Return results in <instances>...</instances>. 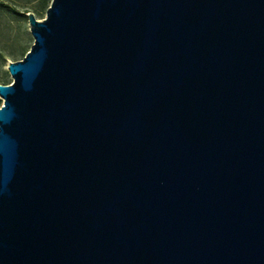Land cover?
<instances>
[{
  "label": "water",
  "instance_id": "obj_1",
  "mask_svg": "<svg viewBox=\"0 0 264 264\" xmlns=\"http://www.w3.org/2000/svg\"><path fill=\"white\" fill-rule=\"evenodd\" d=\"M0 85V264H264V0H52Z\"/></svg>",
  "mask_w": 264,
  "mask_h": 264
},
{
  "label": "rangeland",
  "instance_id": "obj_2",
  "mask_svg": "<svg viewBox=\"0 0 264 264\" xmlns=\"http://www.w3.org/2000/svg\"><path fill=\"white\" fill-rule=\"evenodd\" d=\"M2 1L15 5L22 15H25L19 16L6 9L0 10V85H11L13 78L8 71L9 63L22 60L34 44L26 11L33 12L39 2L35 0ZM46 14L47 10L39 11L38 20L45 19Z\"/></svg>",
  "mask_w": 264,
  "mask_h": 264
},
{
  "label": "trees",
  "instance_id": "obj_3",
  "mask_svg": "<svg viewBox=\"0 0 264 264\" xmlns=\"http://www.w3.org/2000/svg\"><path fill=\"white\" fill-rule=\"evenodd\" d=\"M29 1V0H28ZM31 1V0H30ZM37 2H39V5L37 8H35V10L33 12H31L30 10L29 11H26L27 14H30V13H33L36 18H37V13L39 11H42V10H48V8L50 7L51 3H52V0H35ZM26 4V3H25ZM3 9H6V10H9L11 11L13 14L15 15H19V16H25V15H22L21 11L15 6V5H12L10 3H7V2H4L2 0H0V10H3ZM26 14V16H27ZM38 19V18H37ZM16 62V61H15ZM1 103V102H0Z\"/></svg>",
  "mask_w": 264,
  "mask_h": 264
},
{
  "label": "built area",
  "instance_id": "obj_4",
  "mask_svg": "<svg viewBox=\"0 0 264 264\" xmlns=\"http://www.w3.org/2000/svg\"><path fill=\"white\" fill-rule=\"evenodd\" d=\"M0 100H1V103H0V109H1L4 106V100L1 98H0Z\"/></svg>",
  "mask_w": 264,
  "mask_h": 264
}]
</instances>
